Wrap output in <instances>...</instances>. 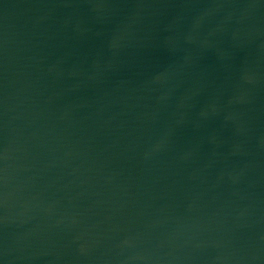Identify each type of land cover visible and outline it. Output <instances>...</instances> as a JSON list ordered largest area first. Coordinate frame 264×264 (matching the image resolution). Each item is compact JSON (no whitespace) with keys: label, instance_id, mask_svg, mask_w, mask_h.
<instances>
[{"label":"water","instance_id":"1","mask_svg":"<svg viewBox=\"0 0 264 264\" xmlns=\"http://www.w3.org/2000/svg\"><path fill=\"white\" fill-rule=\"evenodd\" d=\"M0 264H264V0H0Z\"/></svg>","mask_w":264,"mask_h":264}]
</instances>
